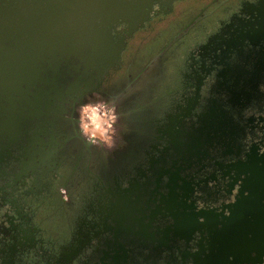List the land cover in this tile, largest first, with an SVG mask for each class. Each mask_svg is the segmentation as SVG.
Masks as SVG:
<instances>
[{
	"label": "flooded vegetation",
	"instance_id": "flooded-vegetation-1",
	"mask_svg": "<svg viewBox=\"0 0 264 264\" xmlns=\"http://www.w3.org/2000/svg\"><path fill=\"white\" fill-rule=\"evenodd\" d=\"M159 35L170 62L133 60L99 86L122 142H83L74 99L20 127L12 163L45 162L27 197L0 176V264H103L115 245L121 264H264V0H178L124 54ZM204 127L221 132L188 146Z\"/></svg>",
	"mask_w": 264,
	"mask_h": 264
},
{
	"label": "water",
	"instance_id": "water-1",
	"mask_svg": "<svg viewBox=\"0 0 264 264\" xmlns=\"http://www.w3.org/2000/svg\"><path fill=\"white\" fill-rule=\"evenodd\" d=\"M176 1L0 0V176L13 179L27 197V191L23 190L25 185L20 182L26 181L28 169L32 167L35 171L45 160L31 156L29 160H34L33 165L13 164L10 160L12 139L19 136L23 123L44 114L51 115L63 108L69 99L75 100L78 110L104 99L116 112V141L122 142L124 118L118 107V97L104 94L99 86L112 70L122 65L126 68L133 60L134 65L154 62L155 58V62H170V42L165 44L169 39L160 46V35L148 37L150 41L135 52L124 53L128 39L154 17L172 12ZM42 82L46 86L41 85ZM32 89L36 92L32 93ZM77 119L81 122L80 116ZM79 128L83 142L89 147L106 148L101 141L85 134L82 124ZM216 128L221 132V127ZM216 130L204 127L197 139L189 134L188 146L203 147ZM37 143L40 142L37 140ZM72 185L62 187L68 195L72 194ZM128 192L136 193L137 189L131 187ZM165 205L171 208L168 200ZM113 221L119 224L122 218L115 216ZM182 223L184 221L180 220L178 226ZM68 248L70 246L66 250ZM123 249L115 245L106 253L111 254L113 260L103 264H121ZM243 263L249 264L248 261L240 264Z\"/></svg>",
	"mask_w": 264,
	"mask_h": 264
},
{
	"label": "rangeland",
	"instance_id": "rangeland-1",
	"mask_svg": "<svg viewBox=\"0 0 264 264\" xmlns=\"http://www.w3.org/2000/svg\"><path fill=\"white\" fill-rule=\"evenodd\" d=\"M82 126L85 134L111 145L117 137L118 121L115 110L104 99L93 101L82 108Z\"/></svg>",
	"mask_w": 264,
	"mask_h": 264
}]
</instances>
